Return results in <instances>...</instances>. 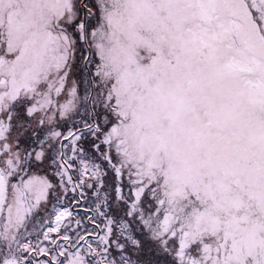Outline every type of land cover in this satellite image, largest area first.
Here are the masks:
<instances>
[{
    "label": "snow or ice",
    "instance_id": "6c2138e0",
    "mask_svg": "<svg viewBox=\"0 0 264 264\" xmlns=\"http://www.w3.org/2000/svg\"><path fill=\"white\" fill-rule=\"evenodd\" d=\"M0 264H264V0H0Z\"/></svg>",
    "mask_w": 264,
    "mask_h": 264
}]
</instances>
